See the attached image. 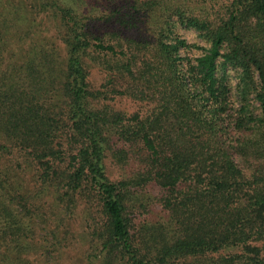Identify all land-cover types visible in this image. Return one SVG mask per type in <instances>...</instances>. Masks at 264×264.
<instances>
[{
	"label": "trees",
	"instance_id": "16d2710c",
	"mask_svg": "<svg viewBox=\"0 0 264 264\" xmlns=\"http://www.w3.org/2000/svg\"><path fill=\"white\" fill-rule=\"evenodd\" d=\"M1 3L0 264H264V0Z\"/></svg>",
	"mask_w": 264,
	"mask_h": 264
},
{
	"label": "rangeland",
	"instance_id": "374dc122",
	"mask_svg": "<svg viewBox=\"0 0 264 264\" xmlns=\"http://www.w3.org/2000/svg\"><path fill=\"white\" fill-rule=\"evenodd\" d=\"M2 5L3 4L1 3L0 8H2ZM101 77H102V75H100L98 73L93 74V78L94 79L98 80V79H101ZM107 168H108V172H109V174L111 176H116L119 173V169L113 164L108 163V167ZM14 179L20 181L25 186V190H27V187H28V189L31 188V185H30V181L31 180L29 178V175H25V177H24L23 175L16 173L15 176H14Z\"/></svg>",
	"mask_w": 264,
	"mask_h": 264
}]
</instances>
